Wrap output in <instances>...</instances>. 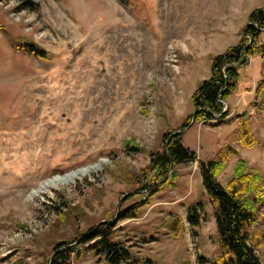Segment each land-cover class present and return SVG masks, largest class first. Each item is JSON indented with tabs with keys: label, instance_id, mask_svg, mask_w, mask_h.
<instances>
[{
	"label": "rangeland",
	"instance_id": "rangeland-1",
	"mask_svg": "<svg viewBox=\"0 0 264 264\" xmlns=\"http://www.w3.org/2000/svg\"><path fill=\"white\" fill-rule=\"evenodd\" d=\"M34 2L39 11L0 1V264H52L70 246L80 251L71 264H108L75 238L117 222L144 199L131 177L150 164V153L166 149L167 132H181L194 114L193 94L212 76L211 57L238 45L264 0ZM18 36L50 59L16 50ZM223 104L240 117L217 128L194 124L184 130L183 145L203 162L228 156L218 177L223 186L239 160L264 176V58L252 57ZM245 124L252 147L238 141ZM99 164L82 179L31 197L48 180ZM176 169L175 188L157 192L139 218L117 223L114 240L134 261L125 264H212L221 255L215 206L198 163ZM195 213L193 227L188 216ZM263 215L264 203L262 228ZM175 217L184 225L178 237L167 228ZM59 242L68 244L55 251Z\"/></svg>",
	"mask_w": 264,
	"mask_h": 264
},
{
	"label": "trees",
	"instance_id": "trees-1",
	"mask_svg": "<svg viewBox=\"0 0 264 264\" xmlns=\"http://www.w3.org/2000/svg\"><path fill=\"white\" fill-rule=\"evenodd\" d=\"M12 1V0H0ZM18 2V10L39 11L40 5L34 0H14ZM251 25L246 29V35L236 46L229 47L224 53L211 57L212 76L198 87L192 96V105L196 111L195 124L204 123L217 128L232 124L240 116H234L230 107L224 111V102L237 91L240 71L250 64L253 56L264 58V40L261 39L264 30V12L255 9L249 16ZM0 29L4 27L0 25ZM16 50L32 54L40 59L48 60L50 55L46 50L22 36L13 38ZM220 115V116H219ZM193 114L187 117L181 132L172 135L167 132L168 153L163 150L150 153L151 162L139 174L132 176L130 183L136 186L137 194L146 193L138 204L122 210L115 223H103L92 227L75 240L79 246H87V250L97 256H103L108 264L134 263L132 254L122 242L114 240L117 223L126 219H136L141 215L142 208L152 204L151 198L167 186L176 187L179 177L177 167L198 163L203 185L209 199L215 206V216L219 235L221 255L212 264H264V252L260 256L258 251L264 248V228L257 226L259 206L264 203V176L249 169L244 160H239L235 166L233 177L226 186L219 181V175L227 166L228 156L219 160L203 162L197 155L182 143L184 130L190 128ZM219 116V117H217ZM238 141L244 146L252 147L253 140L247 124L240 127L237 133ZM131 150L143 151L132 146ZM172 172L167 177L169 171ZM165 179V180H164ZM162 180H164L163 183ZM264 219V215L261 217ZM200 215L190 214L188 222L196 227L199 225ZM257 226V227H256ZM252 227H256L251 230ZM173 235L180 236L184 230L183 220L175 217L167 227ZM68 243L59 242L54 250L66 246ZM78 246V247H79ZM77 247L70 246L57 252L52 264H71V257Z\"/></svg>",
	"mask_w": 264,
	"mask_h": 264
},
{
	"label": "bare ground",
	"instance_id": "bare-ground-1",
	"mask_svg": "<svg viewBox=\"0 0 264 264\" xmlns=\"http://www.w3.org/2000/svg\"><path fill=\"white\" fill-rule=\"evenodd\" d=\"M102 168V164L96 165L94 167H89L86 169H81L71 174H67L64 176H58L51 180H48L42 183L38 190L32 192L31 197L38 196L40 194L46 193L49 189L60 186V185H68L70 183L75 182L76 180L82 179L85 175H89L93 171H98Z\"/></svg>",
	"mask_w": 264,
	"mask_h": 264
},
{
	"label": "water",
	"instance_id": "water-1",
	"mask_svg": "<svg viewBox=\"0 0 264 264\" xmlns=\"http://www.w3.org/2000/svg\"><path fill=\"white\" fill-rule=\"evenodd\" d=\"M261 10H262V12H264V8H262ZM249 25H251V23H249V24L247 25V27L245 28V30H244V35H246V29L248 28ZM224 111H226V110H224ZM219 116H220V115H219ZM195 117H196V111L194 112V114H193V116H192L191 126L195 124ZM175 133H177V132H175ZM175 133H174V134H175ZM167 147H168V141L166 142V153H167V155L169 156V153H168V149H167ZM171 171H172V165H171V170L169 171V173H171ZM169 173H168V174H169ZM167 177H168V176H167ZM164 180H165V179H164ZM164 180H162L161 183H163Z\"/></svg>",
	"mask_w": 264,
	"mask_h": 264
}]
</instances>
